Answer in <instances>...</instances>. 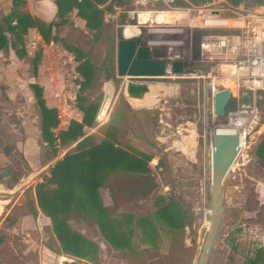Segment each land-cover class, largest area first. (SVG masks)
Returning a JSON list of instances; mask_svg holds the SVG:
<instances>
[{"label": "rangeland", "instance_id": "obj_1", "mask_svg": "<svg viewBox=\"0 0 264 264\" xmlns=\"http://www.w3.org/2000/svg\"><path fill=\"white\" fill-rule=\"evenodd\" d=\"M254 7L246 5L245 8ZM119 8L128 11L132 6ZM157 10L166 8L158 6ZM3 12L4 9H0V24L6 16ZM173 19V15L166 14L161 25H141L137 21L128 22L127 15L121 13L115 20L106 21L108 30L98 36L82 25L72 24L59 31L64 42L83 50L97 67L95 82L85 93L88 101L101 107L106 92L112 96L106 116L96 121L94 129L87 130L88 135L101 139L98 130L114 116L119 145L153 157L150 167L156 186L151 193L129 196L130 190L141 189L142 179L130 174L122 179L114 174L100 194L105 207L118 221L123 222L124 215H131L135 221L150 219L159 235L157 244L143 243L142 229L134 226L132 250L116 251L95 224L83 216H73L69 221L71 229L100 247L102 257L96 264H198L203 250L209 230L213 134L215 128L226 124V117L214 115L211 96L205 93L208 81L203 79L210 67L197 64L195 54L202 37L227 32L198 30L191 20V27L184 29V35L158 33L176 28L177 22ZM133 23L140 31V40L157 44L152 47L155 59L165 60L169 65L176 61L186 63L197 75L175 76L169 70L164 78H119L117 33ZM133 34L135 32L129 30L124 33L126 38ZM26 48L28 55L22 61L12 48L0 52V178L4 176L0 180V250L25 252L37 248L38 252H61L51 221L38 208L35 189L75 146L59 148L55 158L52 148L44 142L41 111L31 88L37 82L35 52L42 49L31 45L30 41ZM53 49L54 60L50 64L41 63L39 72L51 78L49 83L54 91L44 96L48 105L58 109L60 126L56 132H60L66 130L71 121H82L83 115L75 100L79 93L76 82L80 77L76 73L78 63L62 44ZM42 76L38 78L42 79L45 91ZM129 82L151 86V101L129 99L126 94ZM259 97L262 125L247 139V146L225 181L224 218L209 264H253L254 261L264 264V252H259L264 245L261 243L264 230L260 228L264 208L259 207L264 200V193L260 191L264 187V162L256 155L264 138V94ZM146 103L148 106L137 105ZM231 109L232 102L227 110ZM159 197L174 200L187 212L189 224L184 231H171L156 219L155 201ZM30 259L38 262L40 256Z\"/></svg>", "mask_w": 264, "mask_h": 264}, {"label": "trees", "instance_id": "obj_2", "mask_svg": "<svg viewBox=\"0 0 264 264\" xmlns=\"http://www.w3.org/2000/svg\"><path fill=\"white\" fill-rule=\"evenodd\" d=\"M186 1L195 6L213 2ZM227 1L235 7H240L245 1H248L247 7L264 6V0ZM130 4L129 0H56L57 21L46 24L22 11L26 0H12L11 12L3 17V24H0V52L12 48L19 59H24L28 55L26 37L31 30H37L47 45L62 44L78 63L76 73L80 79L76 82L79 86L77 109L83 118L81 122L71 121L67 130L56 132L60 126L58 109L48 107L41 86L33 84L31 88L35 92L41 111L42 138L52 148L55 158L59 148L69 149L75 146L54 165L50 175L44 177L43 182L36 186L35 192L38 208L51 221L53 234L61 252L67 257L80 260L96 259L100 247L71 229L69 221L73 216H83L95 224L104 239L116 251L132 250L134 226L142 229L143 243L149 241L155 246L159 237L150 219L135 221L131 215H124L123 222H120L105 207L100 190L114 174L120 175L122 179L129 174L142 179L139 191H129L131 197L145 196L155 189L156 184L152 179L153 171L150 167L153 157L119 145L114 116H111L108 124L98 130L102 135L101 139L98 140L96 135H88L87 130L97 126L96 118L100 109L99 104L90 103L85 96L95 82L97 67L83 50L71 47L59 37V31L69 24V16L75 11L76 17L85 22V29L98 36L109 28L105 14ZM177 5L188 6L183 1H178ZM42 57L43 50H40L33 60L35 73L38 72ZM256 155L264 162V138L258 145ZM17 181L18 179L15 183ZM155 203V217L158 221L174 232L186 229L189 224L188 214L182 206L165 197L157 198ZM253 264L260 263L254 261Z\"/></svg>", "mask_w": 264, "mask_h": 264}, {"label": "built area", "instance_id": "obj_3", "mask_svg": "<svg viewBox=\"0 0 264 264\" xmlns=\"http://www.w3.org/2000/svg\"><path fill=\"white\" fill-rule=\"evenodd\" d=\"M129 1L131 10L115 8L114 14H105V20L107 22L115 20L119 14L124 13L127 15L128 22L137 21L140 24L141 17L145 16L146 23L161 25L155 17L162 15L163 19L160 22L163 24L165 15L168 14L173 15L174 23L177 22L176 28L158 33L184 35V29L191 27L189 26L191 20L195 22V28L198 30L219 29L227 32L202 37L200 55L196 57V63L210 67V71L203 79L208 81L205 93L211 96L213 112L214 96L224 90L230 91L233 109L227 110L226 124L219 127L229 132L224 136L239 138L242 152L247 146V139L262 125L259 96L264 94V6L241 9L227 0H213L203 6H195L186 0ZM178 1L186 2L188 6L180 7L177 5ZM158 6H164L166 10H157ZM195 14H198L197 17ZM192 16L194 18L190 20ZM127 28L138 27L125 26L123 35ZM151 44L150 42L149 46L152 48ZM77 96L75 95V100Z\"/></svg>", "mask_w": 264, "mask_h": 264}, {"label": "water", "instance_id": "obj_4", "mask_svg": "<svg viewBox=\"0 0 264 264\" xmlns=\"http://www.w3.org/2000/svg\"><path fill=\"white\" fill-rule=\"evenodd\" d=\"M248 1L241 4L244 9ZM118 42V77L130 79L164 78L167 76L169 68L175 76H195L196 72L189 68V65L182 62L169 63L162 59H155L150 42L140 39L128 40L123 32L117 33ZM200 55V50L195 57ZM109 85V84H108ZM152 87L145 83L129 82L126 86V94L134 101L146 102L151 99ZM112 96L107 91L100 107L96 121L100 122L103 110L110 107ZM231 93L228 90L217 93L214 98V115L218 118L226 116L227 108L231 102ZM136 103V102H135ZM248 105V102L245 101ZM138 106H148V104H137ZM226 129H217L213 136L211 149V204L210 215L208 217L209 230L203 246V250L198 264H209L217 237L219 235L224 218V185L235 162L241 153L240 140L236 136H224L221 132Z\"/></svg>", "mask_w": 264, "mask_h": 264}, {"label": "crops", "instance_id": "obj_5", "mask_svg": "<svg viewBox=\"0 0 264 264\" xmlns=\"http://www.w3.org/2000/svg\"><path fill=\"white\" fill-rule=\"evenodd\" d=\"M4 5H5V7H4ZM11 7H12V0H0V9H4L3 13L5 15H8L11 12ZM22 11L30 14L34 18L40 19L41 21H43L46 24H50L54 21H57L56 0H26V5H25V7L22 8ZM72 24H74L75 27H82L83 26L85 29V22L76 17V11L69 16V24L67 26H71ZM139 37H140V31L138 30V34H133L131 38H126V37L125 38L126 39H139ZM28 41H30L31 45L40 46L41 49L43 50V57H42V61H41V63L43 65H45L47 63H49V64L52 63L51 61L54 59H52L53 57L51 56V53H52V51H54L53 47H55L57 44L52 43L50 45H47L43 41L42 37L37 32V30H31L29 32V35L26 37V44L28 43ZM35 56H36V52H35ZM35 56H34V58H35ZM24 59H19V60L22 61ZM55 59H56V57H55ZM73 59H74V57H73ZM40 68H42V67L39 66L38 72L35 73V76H36L35 80L37 81L35 84H37L39 86L43 85L42 79L38 78L39 75L41 76V74H43L42 78L45 79L44 81L46 83L44 94L51 95V91H54V89H52V87H51V84L49 83V81H50L49 79H51V78H49V79L45 78L46 77L45 72H39ZM38 81H40V82H38ZM41 87L43 88V86H41ZM45 99H46V97H45ZM48 107L57 108L55 106L51 107L50 105H48ZM260 191H261V193H264V187H262L260 189ZM259 207H260V209L264 208V200L260 201ZM260 225H261L260 226L261 230H264V222H261ZM262 241L263 240H261V243H264V241L263 242ZM259 252H264V245L261 248V250H259ZM33 256L35 258L40 256V260L38 262L32 261L33 262L32 263L30 258H32ZM101 257H102V252L99 253V256L96 259L80 260V259H76L73 257H67L62 252H50L48 250L38 252L37 248H34V249L29 248L25 252H16V251H14V252H3L0 250V264H96L101 259Z\"/></svg>", "mask_w": 264, "mask_h": 264}, {"label": "bare ground", "instance_id": "obj_6", "mask_svg": "<svg viewBox=\"0 0 264 264\" xmlns=\"http://www.w3.org/2000/svg\"><path fill=\"white\" fill-rule=\"evenodd\" d=\"M156 20H158V24H162L160 21L163 19V16L162 15H157L156 17ZM146 21H147V17H145V16H142L141 17V25H143V24H145L146 23ZM214 26H216V25H214ZM127 30H129V31H131V32H135V34H138V28H127ZM151 46L152 47H154V46H157V44L156 43H152L151 44ZM107 110H106V108L103 110V115H102V118H104L105 116H106V114H107V112H108V110H109V106H107ZM221 127H217V128H215V131L217 130V129H220ZM228 130H230V132H231V129H229L228 128ZM215 131H214V133H215ZM227 132V131H226ZM225 131H223V132H221V135H228L229 134V132H227L226 133ZM213 136H214V134H213ZM244 143H243V140H242V145H243ZM1 209V208H0ZM1 213V212H0Z\"/></svg>", "mask_w": 264, "mask_h": 264}]
</instances>
